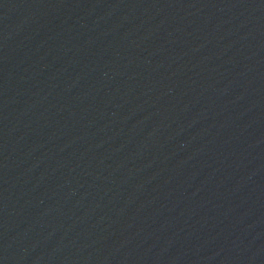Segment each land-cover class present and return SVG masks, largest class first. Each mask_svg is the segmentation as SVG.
Segmentation results:
<instances>
[{
  "label": "water",
  "instance_id": "1",
  "mask_svg": "<svg viewBox=\"0 0 264 264\" xmlns=\"http://www.w3.org/2000/svg\"><path fill=\"white\" fill-rule=\"evenodd\" d=\"M0 264H264V0H0Z\"/></svg>",
  "mask_w": 264,
  "mask_h": 264
}]
</instances>
